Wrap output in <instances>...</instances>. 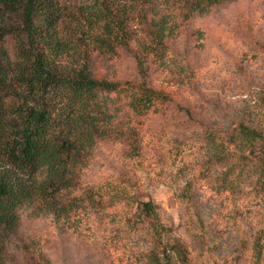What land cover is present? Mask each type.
I'll return each mask as SVG.
<instances>
[{
    "label": "rangeland",
    "instance_id": "rangeland-1",
    "mask_svg": "<svg viewBox=\"0 0 264 264\" xmlns=\"http://www.w3.org/2000/svg\"><path fill=\"white\" fill-rule=\"evenodd\" d=\"M63 1L64 28L75 37V56L93 77L134 80L129 50H120L117 58L92 52L80 37L85 27L71 19L95 0ZM103 1L113 19L126 16L130 49L139 52V44L148 42L146 22L165 16L166 23L160 24L169 40L166 59L157 60L160 66L151 78L169 100L164 113L144 123L140 166L131 165L120 148L98 144L83 181L94 186L110 180L116 188L125 187L136 200L130 207L136 215L138 202L151 201L167 232L160 243L148 220L129 225L120 210L125 204L74 221L32 217L26 211L16 232L0 244V264H152L150 257L161 255L164 241L182 245L187 255L167 250L161 264H264V202L250 196L241 204L230 194L217 193L219 169L206 173L202 168L205 150L195 129L227 128L232 121L264 114V0H209L205 13L191 16L173 12L178 0ZM5 95L0 114L10 121L21 100L12 92ZM188 187L197 194L200 217L209 219L207 242L219 237L214 247H207L198 235L202 231L189 225L182 201ZM257 241L261 258L260 248H254Z\"/></svg>",
    "mask_w": 264,
    "mask_h": 264
},
{
    "label": "trees",
    "instance_id": "trees-1",
    "mask_svg": "<svg viewBox=\"0 0 264 264\" xmlns=\"http://www.w3.org/2000/svg\"><path fill=\"white\" fill-rule=\"evenodd\" d=\"M208 1L178 0L173 12L205 13ZM63 2L0 0V99L12 92L21 100L12 120L0 114V244L16 232L22 212L74 221L120 204L126 205L120 210L129 225L148 220L161 243L167 230L151 201L138 202L139 214H133L130 207L136 200L125 187L116 188L110 180L93 186L83 177L98 144L120 148L135 167L143 163L144 123L164 113L169 100L151 78L160 66L157 60L166 59L165 16L146 22L148 42L139 44L140 52L130 49L126 16L113 19L103 0L84 6L79 18L71 16L73 23L85 27L80 37L92 52L117 58L120 50H129L135 79L100 80L75 56V37L64 28ZM261 103L264 110V98ZM196 126L206 156L202 168L206 173L219 169L217 193L230 194L241 204L250 196L264 202V114L232 121L227 128ZM183 191L190 227L202 231L201 240L214 247L219 237L215 234L207 242L204 227L209 219L199 215L196 192L191 187ZM162 244L163 257L167 250L187 255L177 242ZM257 247L261 258L259 241L254 242ZM161 255L152 254V264H161Z\"/></svg>",
    "mask_w": 264,
    "mask_h": 264
}]
</instances>
